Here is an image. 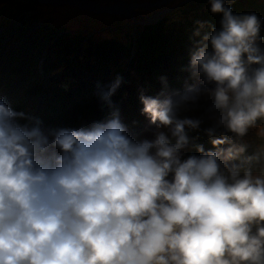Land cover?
I'll return each instance as SVG.
<instances>
[{"label": "clouds", "instance_id": "obj_1", "mask_svg": "<svg viewBox=\"0 0 264 264\" xmlns=\"http://www.w3.org/2000/svg\"><path fill=\"white\" fill-rule=\"evenodd\" d=\"M208 2L221 19L193 33L199 83L139 97L151 139L130 136L118 110L45 128L0 99V264H264V21ZM202 99L209 151L187 131L202 119L180 116ZM190 144L199 155L184 158Z\"/></svg>", "mask_w": 264, "mask_h": 264}, {"label": "rangeland", "instance_id": "obj_2", "mask_svg": "<svg viewBox=\"0 0 264 264\" xmlns=\"http://www.w3.org/2000/svg\"><path fill=\"white\" fill-rule=\"evenodd\" d=\"M174 1L178 3L176 8H172L171 5ZM188 2L189 1H186L185 4H182L180 0H167L163 5L162 10L167 7V9H169L168 12L170 19L176 20L180 15L181 10L187 6ZM110 4L114 5V1ZM207 6L210 5L208 4ZM143 7L147 8V5L144 4ZM41 9L45 11L46 6L45 8L42 6ZM154 10H156V8H150L147 12L148 15L153 14ZM31 13L32 11L25 10L18 13V16L20 17L23 14L30 15ZM18 16L11 19L12 21L9 26L0 28V87H5V89L1 91L5 93L9 91V93H11L12 88L20 87L24 91H27L29 95L34 96L39 94V96L42 97V99L39 98L40 101L48 108L52 107L55 103L59 104L62 108L61 111H58L59 109H57V111L50 112L56 115L55 118L59 117L64 119L63 122L61 120V126L64 127L71 124V126H73L74 122L75 124L95 122V119H92L91 117L95 115L93 113V111L96 110L95 103L90 102L88 107H85L86 102L83 100L85 93H87V87H89V81H91V78L88 80L83 79L84 75L93 72L97 63V58H94L92 54H90L87 59L78 58V60L86 66L80 70L76 69L70 61H68V64L64 67H58L57 64H50L53 50L56 49L54 46H50L42 51V54H40L39 57L38 51L32 55H26L32 43L34 44L33 47L36 46V39L32 38L33 36H30L29 34H22L14 40L11 33L6 30L10 25L15 24L19 19ZM99 17H106L109 20L108 15L105 14L94 15L85 13V20H87L92 26H95L93 21L97 20ZM158 17H161V15ZM35 59H37L36 64L32 62V60ZM79 71H81V77H76ZM37 72L41 75H52V78L45 79L40 76L38 77L36 75ZM102 75V73L99 74V77ZM68 76L72 80L67 81L66 77ZM91 77H93V74ZM35 79L38 80L37 83L34 82ZM93 82H96V80L93 79ZM181 85L186 87L189 84L181 83ZM178 92L183 91L177 90L173 93ZM53 93H55V95L50 99ZM5 97H9V94H5ZM124 101L125 98L123 99V102ZM207 104L208 101L202 99L197 106L190 108V110L186 112H181L180 116L181 118L189 117L193 119H202L203 123H209V119L205 117V108L207 107ZM126 106L128 108V105L122 103L123 108Z\"/></svg>", "mask_w": 264, "mask_h": 264}, {"label": "trees", "instance_id": "obj_3", "mask_svg": "<svg viewBox=\"0 0 264 264\" xmlns=\"http://www.w3.org/2000/svg\"><path fill=\"white\" fill-rule=\"evenodd\" d=\"M245 4L246 6H244L242 3H239V0H234V3L231 6L232 11H234L235 14H244V13H247L248 11L243 8H247V9L250 8V9H254L257 15L261 16V18L264 19V0H261V1L260 0H246ZM219 21H220V18L215 17L214 21L211 22V25H214L217 27L219 26ZM254 132L255 131L251 129L249 131V134L244 138L242 142H245V143L250 142Z\"/></svg>", "mask_w": 264, "mask_h": 264}, {"label": "bare ground", "instance_id": "obj_4", "mask_svg": "<svg viewBox=\"0 0 264 264\" xmlns=\"http://www.w3.org/2000/svg\"><path fill=\"white\" fill-rule=\"evenodd\" d=\"M74 1H75V0H74ZM75 2H77V0H76Z\"/></svg>", "mask_w": 264, "mask_h": 264}]
</instances>
